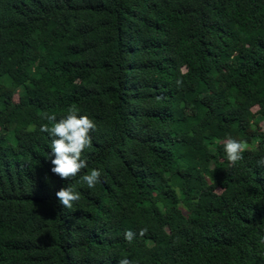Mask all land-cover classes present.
I'll list each match as a JSON object with an SVG mask.
<instances>
[{
	"label": "trees",
	"instance_id": "16d2710c",
	"mask_svg": "<svg viewBox=\"0 0 264 264\" xmlns=\"http://www.w3.org/2000/svg\"><path fill=\"white\" fill-rule=\"evenodd\" d=\"M70 107L94 189L51 172ZM259 120L264 0H0V264H264Z\"/></svg>",
	"mask_w": 264,
	"mask_h": 264
},
{
	"label": "clouds",
	"instance_id": "9594fccd",
	"mask_svg": "<svg viewBox=\"0 0 264 264\" xmlns=\"http://www.w3.org/2000/svg\"><path fill=\"white\" fill-rule=\"evenodd\" d=\"M178 84L181 81L177 82ZM43 119L47 123L40 127L41 132L47 133L51 137L49 145L50 153L48 159L53 167L51 172L63 180H72L80 176L82 183L89 189H94L100 183L101 171L92 169L90 172L81 176V171L88 167V163L83 159V153L91 147V132L96 129V124L87 115H79V110L70 107L67 115L59 120L55 114L45 113ZM224 152L230 165L235 166L243 159V154L247 151L245 141L226 138L224 143ZM258 164L264 166V158L258 161ZM60 205L64 208L72 209L73 204L80 200V193L76 191L73 185L62 187L55 193ZM146 229L140 230V236L146 234ZM136 233L128 230L125 232L124 239L131 244L135 239ZM119 264H131L127 258L119 261Z\"/></svg>",
	"mask_w": 264,
	"mask_h": 264
},
{
	"label": "rangeland",
	"instance_id": "374dc122",
	"mask_svg": "<svg viewBox=\"0 0 264 264\" xmlns=\"http://www.w3.org/2000/svg\"><path fill=\"white\" fill-rule=\"evenodd\" d=\"M14 99L17 101L18 100V95H15L14 96ZM258 110V108L257 107H255L254 109H253V112H256ZM259 126V128H262V129H264V120H259L257 123H254L253 124V126ZM223 143H224V141L222 142V146H223ZM218 192H220V190L218 191Z\"/></svg>",
	"mask_w": 264,
	"mask_h": 264
}]
</instances>
